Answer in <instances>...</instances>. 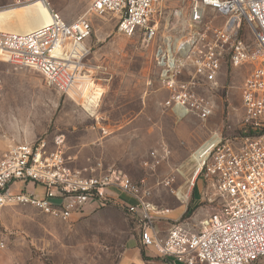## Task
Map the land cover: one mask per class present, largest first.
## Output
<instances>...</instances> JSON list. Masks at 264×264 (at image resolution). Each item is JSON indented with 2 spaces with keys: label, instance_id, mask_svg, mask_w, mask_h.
<instances>
[{
  "label": "built area",
  "instance_id": "obj_1",
  "mask_svg": "<svg viewBox=\"0 0 264 264\" xmlns=\"http://www.w3.org/2000/svg\"><path fill=\"white\" fill-rule=\"evenodd\" d=\"M27 4L43 6L50 20L25 33L0 30V62L30 68L48 86L81 98L91 80L84 62L92 34L88 15L113 13L119 32H138L144 45L159 37L155 59L169 91L163 105L177 119H207L214 104L197 89L215 90L225 64L250 65L240 87L244 132L233 138L215 134L200 154L193 179L211 186L221 202L197 231L175 221L160 233L153 223L167 219L169 209L149 200L146 180L101 162L74 167L63 134L51 143L40 138L0 153V209L28 204L69 220L121 201L138 220L142 246L171 263L253 264L264 257V0H91L87 12L70 22L51 0H14ZM17 181L39 185L43 195L11 193Z\"/></svg>",
  "mask_w": 264,
  "mask_h": 264
},
{
  "label": "rangeland",
  "instance_id": "obj_2",
  "mask_svg": "<svg viewBox=\"0 0 264 264\" xmlns=\"http://www.w3.org/2000/svg\"><path fill=\"white\" fill-rule=\"evenodd\" d=\"M90 3L51 0L67 22L85 14ZM12 5L14 0H0V8ZM88 18L92 34L84 62L91 80L81 98L48 86L30 68L0 62V153L40 138L51 143L56 134H63L72 165L101 162L103 168L118 167L135 181L146 180L149 200L159 209H169L167 219L153 223L160 233L175 221L197 231L221 199L202 179L192 180L191 155L215 134L225 138L240 134V87L250 65L225 64L215 90L197 89L213 101L207 119L193 114L177 119L163 105L169 91L155 59L159 37L144 45L138 32H119L116 14ZM96 89L101 94L87 110L86 95ZM24 186V181L14 182L10 191L18 193ZM178 190L184 200L177 197ZM35 193L42 196L43 188L37 185ZM122 205L116 201L69 220L28 204L6 205L0 209V264H136L127 258L131 243L143 252V260H149L146 252L151 250L141 244L138 220ZM253 264H264V257Z\"/></svg>",
  "mask_w": 264,
  "mask_h": 264
},
{
  "label": "bare ground",
  "instance_id": "obj_3",
  "mask_svg": "<svg viewBox=\"0 0 264 264\" xmlns=\"http://www.w3.org/2000/svg\"><path fill=\"white\" fill-rule=\"evenodd\" d=\"M49 20L50 15L48 10L38 4L12 5L0 8V30L6 32L25 33L46 24ZM100 94L101 93L98 92L97 89L93 91L91 99L85 103V108L87 110H90V107H92L91 104L97 100ZM208 142H204L200 145L191 155V160L195 162V164H193L195 165L194 173L199 167L198 161L200 154L203 152ZM193 178L194 176L192 180ZM176 195L181 200H184L186 197L181 190L176 191Z\"/></svg>",
  "mask_w": 264,
  "mask_h": 264
},
{
  "label": "crops",
  "instance_id": "obj_4",
  "mask_svg": "<svg viewBox=\"0 0 264 264\" xmlns=\"http://www.w3.org/2000/svg\"><path fill=\"white\" fill-rule=\"evenodd\" d=\"M74 167H76V166H74ZM76 168H82V167H76ZM36 187L37 186H34L32 183L25 182L24 188L26 191H34L35 192ZM159 232H160V230H159ZM147 251L151 252V254H148V252H146V256H148L150 259L149 260H143L141 252L138 251V249L135 247V243L134 244L131 243L129 257H127L129 259L128 261L130 262V260L132 259L133 260L132 262H134L136 264H180V263H171L167 259L159 257L152 248L147 249Z\"/></svg>",
  "mask_w": 264,
  "mask_h": 264
},
{
  "label": "trees",
  "instance_id": "obj_5",
  "mask_svg": "<svg viewBox=\"0 0 264 264\" xmlns=\"http://www.w3.org/2000/svg\"><path fill=\"white\" fill-rule=\"evenodd\" d=\"M242 132H244L243 128H241V132L240 133H242ZM141 255L144 256L143 252H141Z\"/></svg>",
  "mask_w": 264,
  "mask_h": 264
}]
</instances>
